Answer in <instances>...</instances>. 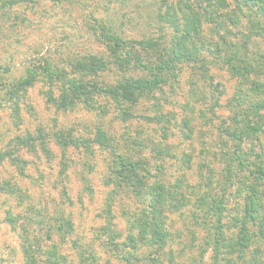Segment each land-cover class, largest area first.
<instances>
[{
    "label": "trees",
    "instance_id": "trees-1",
    "mask_svg": "<svg viewBox=\"0 0 264 264\" xmlns=\"http://www.w3.org/2000/svg\"><path fill=\"white\" fill-rule=\"evenodd\" d=\"M28 1L0 0V10ZM153 1L162 9L158 21L171 28L169 35L158 25V35L128 37L116 30L111 19L94 16L89 27L94 39L103 45L101 53L73 55L68 68H53L46 62L26 66L12 82L0 75V90L11 98L44 76L45 83L56 85L55 94L48 89L56 107L71 109L81 104L100 117L112 110V118L127 126L125 137L105 126L110 121L96 123L93 135L87 138L78 139L71 131L60 129L52 137L64 151L57 185L65 199L69 198L63 182L68 167L66 149L82 146L90 151L98 147L109 154L107 180L111 187L103 207L101 243L112 249L113 260L121 264H184L188 257L185 264H264L259 248L264 243V51L253 49L250 40L264 38V0ZM208 24L209 37L203 32ZM214 64L227 70L235 86L224 104L228 114L221 119L222 125L217 124L218 133H223V146L214 154L220 163L218 183L224 186L209 199L207 195L191 197L181 185L184 175L172 180L165 170L163 162L172 149L163 140L169 137L173 116L161 108L160 95L178 85L183 65H197L205 77ZM142 100L150 101L148 111L153 113L139 110ZM15 107V117L19 118ZM133 122L156 125L161 131L153 137L144 130L140 135L129 134ZM39 148L46 158L53 155L46 141H41ZM236 174L241 175L247 194L242 211L233 218L234 235L227 237L220 216L223 191ZM120 192L129 193L138 203L124 233L112 221L113 201ZM192 200L197 206L186 215V222L193 221L194 229L201 231L195 256L191 248L186 252L181 247L170 248L175 236L170 216ZM52 227L58 239H68L72 220L58 213ZM20 242L23 264H60L64 259L55 242L46 244L38 234L25 231ZM70 243L79 262L102 264L94 248L76 239ZM207 253L209 263L203 260Z\"/></svg>",
    "mask_w": 264,
    "mask_h": 264
},
{
    "label": "rangeland",
    "instance_id": "rangeland-1",
    "mask_svg": "<svg viewBox=\"0 0 264 264\" xmlns=\"http://www.w3.org/2000/svg\"><path fill=\"white\" fill-rule=\"evenodd\" d=\"M157 7L153 0H30L2 9L0 75L12 82L23 74L26 66L46 62L53 68H68V60L73 55L101 53L103 45L94 39L89 27L94 16L111 19L116 30L128 37L158 35L160 29L169 35L171 28L168 23L165 26L158 21L157 14L162 9ZM209 27V24L205 25L203 31L208 37L212 35ZM250 40L254 42L253 49L264 51V38L252 37ZM195 66L183 65L178 85L160 95L161 108L173 116L169 137L163 140L172 149V155L163 163L172 180L184 175L181 185L191 197L207 195L210 199L212 193H219L224 186L222 182L218 183L221 172L215 154L223 146V133L221 130L218 133L217 124L222 125L221 119L228 114L224 104L234 90L235 81L226 69L215 64L209 66L205 77ZM55 86L45 83L44 76H39L26 90L11 98L0 90V264H23L20 235L25 231L38 234L46 244L55 242L64 255L60 264H83L70 243L74 239L94 248L102 264H121L110 257L112 249L101 243L104 238L103 207L111 187L107 180L109 154L98 147L90 151L82 146L66 149L64 155L68 167L63 182L69 198L65 199L57 185L59 162L64 151L52 137L60 129L71 131L78 139L87 138L93 135L96 123L109 121L110 124L105 126L112 133L121 132L125 137L127 126L112 118V110L100 117L93 109L81 104L71 109L56 107L48 97V89L52 94L56 93ZM140 103V111L152 112L148 111L149 100ZM14 107L19 118L15 117ZM155 127L133 122L128 133L140 135L144 130V134L153 137L157 130L161 131V127L156 130ZM41 141H46L51 148L53 155L50 158L40 150ZM240 177L236 174L223 191L225 203L220 216L227 237L234 235L233 218L242 211L247 194L242 189ZM190 202L170 216L171 229L175 230L170 248L181 247L185 252L191 248L190 253L195 256L201 231L194 229L193 221L186 222V215L197 206L193 200ZM137 206V201L127 192H120L115 197L112 221L122 233L127 230L130 215ZM58 213H64L72 220L68 239H58V234L53 231L54 216ZM259 245L263 246L259 248L264 253V243ZM208 256L209 253L203 257L206 263L210 262ZM188 259L186 257V263Z\"/></svg>",
    "mask_w": 264,
    "mask_h": 264
}]
</instances>
